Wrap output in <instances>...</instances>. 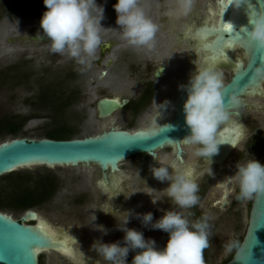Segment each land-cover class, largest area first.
Masks as SVG:
<instances>
[{
	"label": "rangeland",
	"instance_id": "1",
	"mask_svg": "<svg viewBox=\"0 0 264 264\" xmlns=\"http://www.w3.org/2000/svg\"><path fill=\"white\" fill-rule=\"evenodd\" d=\"M111 1L97 0L98 5L104 7L105 17L101 21L102 27L99 31L101 42L107 39H117L119 42L129 43L116 24L117 13L113 5L116 4L117 0H113L112 3ZM158 3L159 0H139V6L145 15L157 25L158 30L153 42L158 43L157 45L164 42V44L168 43L164 46L166 50H161V56L173 58L174 61L177 59L176 63L181 64V69L184 72L186 71V60L189 53L192 52L191 46L186 39H183L178 49L174 46L175 32L182 33L183 28L173 24L176 30L173 29L171 24L167 23V19L175 18L174 13H177V22L187 16L178 15V0H160ZM217 3L218 0H194L193 9L200 7L195 19L198 26L207 20H211L212 16L209 10H217ZM175 9L176 12L173 11ZM193 13L192 17L194 18ZM213 16L216 20V14ZM165 17L167 18L164 19ZM36 26L37 22L30 17L9 14L2 0H0V120L15 114L31 117L17 138H44L45 132L53 125L54 121L66 124L71 129L76 130L78 134L74 138L94 136L103 130H108L111 126L135 131L158 124L154 116L155 112L160 110L155 107L147 110L136 119L132 118L130 111L126 108L116 111L106 119L98 118L95 110L97 98L107 96L130 98L137 90L132 80L128 78L129 69L123 68L126 77L124 80L113 77L117 72H113V75L103 79H97L96 75L100 70L95 64L98 48L94 56L89 58L88 64L80 65L67 54H53L48 40H32V35L43 33L41 27L34 31ZM131 46L127 44L120 46L110 55L111 58L115 61L119 53L128 55L133 50ZM142 48L146 47H135L137 55L136 58H133L135 61L149 59L144 51L141 53ZM176 56L178 58H175ZM119 66L114 70L120 73L122 70H118L120 69ZM216 69L222 71L224 84L227 83L232 75L231 68ZM178 72L181 71L178 70ZM174 74L171 77V83L169 80L165 84L163 82L161 88L165 85V91L172 89V85L176 83L178 74L175 72ZM91 78L97 81L95 86L91 85ZM50 90L54 94L52 98L48 97L46 101L40 100V93ZM77 91L79 98H76L73 106L65 102V107L60 112L53 110V105H58L68 95L72 96L71 100H73L77 96ZM245 103L255 107L241 109L246 132L224 162L226 169L222 173V179L213 174L216 171L214 167L210 173H199L195 179L202 192L199 194L198 205L193 208L197 217L192 214V209H179L172 205L169 200L161 203L163 198L160 194L150 197L152 189L142 185V174L140 172L131 174L130 172L137 166L147 167L148 160L145 161L142 155L128 158L120 164V172L117 175L118 179H121L120 189L123 191V195H119V199L113 203L109 201L104 190L95 186L93 182L94 178L99 175L95 165L53 166L51 169L47 166L33 165L20 168L13 174L18 173L27 177H34L41 172H55L61 177H67L68 182L72 177H87L86 186L89 191L84 205H74L72 197L63 194L65 196L61 197L60 200H54L51 203L33 208L37 211L40 219L43 222L46 220L59 235L74 234L73 251L86 264H104L92 250V245L96 240H102L104 243L122 241L124 233L119 230V225L127 219L128 212L132 215L129 216L127 227L142 231L145 239L156 241L158 248L165 247L169 238L167 233L162 230L145 228L140 220L134 219L136 218V208L149 211L157 204H160L162 210L165 209L161 216L166 211L173 210L182 212L190 222L203 216L209 217V246L203 252L204 261L205 264H224L236 253L244 238L252 199L237 200L234 198L232 200V191L226 194L227 200L230 201L228 206L214 205L223 200V189L219 187V182H222L227 176L234 175L237 163H246L250 159H256L264 164V150L261 151L251 146L252 139L264 132V98L248 96L245 97ZM12 138L14 136H0V143ZM165 151V149L158 151L159 156H161L159 161L152 163L149 168L161 164L162 155ZM194 157H196L195 151L192 156L188 155L185 160H193ZM74 180L76 181V179ZM71 182V185L65 187L68 192H71L76 186L72 180ZM0 188L5 190L6 194L11 191L4 179H0ZM5 199H7L6 196L0 194V200ZM167 202L168 204H166ZM0 211L17 220L25 212L23 209L13 210L9 208H2ZM105 231L107 232L106 235ZM232 242H235L236 247L229 253L226 246ZM135 254V252L129 253L128 264H131ZM39 261L41 264H75L71 257L61 256L60 253L53 251L41 252Z\"/></svg>",
	"mask_w": 264,
	"mask_h": 264
},
{
	"label": "clouds",
	"instance_id": "2",
	"mask_svg": "<svg viewBox=\"0 0 264 264\" xmlns=\"http://www.w3.org/2000/svg\"><path fill=\"white\" fill-rule=\"evenodd\" d=\"M43 2L47 11L43 13L40 27L42 38H47L50 43L51 52L67 54L80 65L88 64L89 58L101 46L99 31L105 18L104 7L98 5L97 0ZM241 3L242 0L237 7ZM193 4L194 0H178V15L188 16ZM113 7L117 13L116 24L129 44L154 46L157 25L145 15L139 0H117ZM249 24L250 29L243 27L241 31L257 49L264 50V11L257 13L252 10ZM255 74L264 76V68L257 67ZM180 87L187 93L183 112L190 132L182 141L175 143L195 145V155L211 161V157L219 153L220 145L225 143L218 136L219 127L230 120L234 114L231 109H238L244 101L235 93L226 96L223 73L212 66L196 68L188 83ZM163 105L165 109L167 102ZM235 114L239 115L238 112ZM166 130H174V126L167 125ZM152 157L158 162V157ZM178 161V164L169 166H152L150 170L156 180L168 182L169 186L164 191L172 205L179 209H191L198 203L199 186L193 180V170L181 169L179 164L183 160L179 156ZM219 187L225 194L238 188L237 200H251L255 194L264 193V164L256 159L237 163L234 175L225 177L219 182ZM128 213L127 219L119 225V230L124 233L122 241L104 243L96 240L92 245V250L104 264H128L130 252L136 253L131 264H205L203 252L209 246V217L203 216L190 222L182 212L168 210L154 221L151 212L137 213L136 219L143 227L168 234L167 243L161 249L155 240L145 239L142 231L127 227L132 215ZM234 247L235 242L228 244L227 252L230 253Z\"/></svg>",
	"mask_w": 264,
	"mask_h": 264
},
{
	"label": "water",
	"instance_id": "3",
	"mask_svg": "<svg viewBox=\"0 0 264 264\" xmlns=\"http://www.w3.org/2000/svg\"><path fill=\"white\" fill-rule=\"evenodd\" d=\"M219 1L224 6L222 13L211 14L209 10L212 18L207 24L205 22L202 25L214 28L212 31L215 33H211L209 39L217 36L216 52L208 65L211 66L221 59H231L234 62L231 79L224 84L226 96L235 93L242 100L247 95L264 96V76L255 74L257 67L264 68V50L257 49L256 45L248 40L241 31L243 27L251 28L249 18L252 10L257 13L264 11V0H242L239 7H237V3L240 0ZM218 4L219 2L217 10ZM214 14L217 17L216 20H214ZM42 36L43 33L35 34L31 36V39L35 41L47 40ZM198 41L201 44L199 39ZM237 48L244 52L245 63L240 55L243 52L239 50V53ZM198 52L207 55L206 50L199 49ZM217 68L232 67L228 65V67ZM104 74L103 71L102 75ZM186 99L187 93L184 91L172 104L167 120L161 119L157 125L150 128L128 131L111 126L108 130H103L94 136L68 140L26 137L5 140L0 143V177L33 165L47 167L95 165L100 167L103 173L104 187L111 191L117 190L118 184L109 178L108 171L119 172L120 164L128 158L147 154L151 157L152 162H155L156 160L152 156L157 157V151L174 146L178 150V156L182 159L181 144L177 143L190 132L185 124L183 112ZM127 102V99L115 96L112 98L103 97L96 104L97 116L106 119L122 109ZM246 106L247 104L243 103L238 109ZM238 109H231L233 115H236ZM236 116L239 117V115ZM167 125H173L174 130H166ZM240 128V125H226L219 131L218 136L225 143L220 145L219 153L211 157L212 162L222 165L230 152L237 147L243 137ZM129 138H137V140L134 143H127ZM120 183L121 179H119V188ZM226 204L227 201H224L222 206ZM28 219H37V214L27 210L21 219L17 220L0 211V264H39V255L44 251H53L60 253L61 256L71 257L75 264H86L73 252L74 234L61 235L73 237L68 244V239L59 237L56 230L46 220L44 223L52 230L53 235L44 241L43 247L34 250L31 258H25L23 250L27 246L29 238L42 231L39 226L43 223L39 225L26 224ZM262 220H264V193L253 196L244 238L233 258L226 264H264V222H261ZM7 251L12 253V256L6 260L4 256Z\"/></svg>",
	"mask_w": 264,
	"mask_h": 264
},
{
	"label": "flooded vegetation",
	"instance_id": "4",
	"mask_svg": "<svg viewBox=\"0 0 264 264\" xmlns=\"http://www.w3.org/2000/svg\"><path fill=\"white\" fill-rule=\"evenodd\" d=\"M161 1H163V0H161ZM112 2H113V0L111 1V3ZM159 3H160V0H159ZM194 10H196V11H194ZM173 11L176 12V9ZM199 11H200V7H196L195 9L192 10V12L186 18L180 19V21H178V22L176 20V17H177L176 14L177 13L173 14V16H175V18H168L167 19V21H168L167 23L169 25L171 24L173 29L176 30V27L174 26L175 24L179 25L180 28H183L182 33L178 34L177 32H175V38H174L175 44H174V46L177 47V49H178L181 46L183 39H186L187 42L189 43V45L191 46L190 49L192 52L189 53V55H188V58L186 60V71H184V72H183V69H181L182 68L181 64L178 65V63H176L177 59L174 61L173 58L161 56V50L162 49L166 50L164 48V46L168 45V43L164 44L165 42L164 43L161 42L162 44L157 45L158 43L153 42L154 46L151 48H149L148 46H134V45H132L131 47L133 50L128 55L119 53L118 58L114 61L110 55L114 51H116L120 46H124L126 44L131 45V44L119 42L117 39H107L106 41L101 42V46L98 47V57L95 61L96 66L99 67V69H100L96 75V78L98 77L97 79H103L106 76L113 75V72H117L116 74H114L113 77H115L118 80H121V79L124 80L126 77H125V74L123 73V70H124L123 68L125 67V69H127V68L129 69L130 72L128 74V78L132 80L133 85L135 86V89H137V90L134 92L132 97L123 98V99L128 100L127 104L123 108H126L130 111L133 119L140 117L147 110L155 107V108H158V110H160V111L162 110V111L161 112L156 111L154 119L157 120L158 123H159V120H161V119L167 120L168 114H170L169 112H170L172 104L184 92L180 86L186 85L188 83V80H189L191 73L196 71V68L199 69V68H204V67L209 66L208 65L209 55H204V53L198 52L199 46L202 44V42H201V44H199L198 38L190 35L192 32H195L198 29H201L199 27H201L205 23V22H203L201 25H199V26L197 25L195 19L197 17V13ZM212 11L213 10L210 9V12H212ZM216 11L217 10H215V12ZM192 13L194 14L193 15L194 18L192 17ZM166 18L167 17H165L164 19H166ZM206 22H208V20ZM158 46H160V47H158ZM135 47L136 48L137 47H146V48H142L141 53H143V51H144V54H146L147 58H149V59H146L144 61H142V60H136L135 61L133 59V58H136V56H137ZM239 50L242 51L241 49H238V52H239ZM240 55H241L242 61L245 63L246 57L244 55V52L242 54L240 53ZM175 58H178V56H176ZM219 61L215 62L211 66L216 69L217 67H225V66L228 67V65H229L232 67L231 71L233 74L234 62L231 59H221ZM118 65H120L119 66L120 69H118V70H122V71H120V73L117 70H114ZM162 68H163V71H160V69L162 70ZM178 70L181 72L179 73ZM103 71L105 72V74L103 76H101ZM174 72L176 74H178L176 77V83L174 85H172V89L170 88L168 91H165V85L162 88H161V86H162L163 82L165 84V82L168 80L170 81V83L172 82L171 77L173 76ZM230 79H231V77H230ZM230 79H229V81H230ZM90 81H91L90 83L92 86L96 85L97 81L95 79L91 78ZM81 91L83 92V89ZM248 96H259V97L264 98V96H260V95H247L245 97H248ZM107 97L112 98L114 96H107ZM245 97L243 98L244 103H245ZM101 98H103V97L96 99L95 110H96L97 101ZM166 102H167V107L165 109H163L164 108L163 104H165ZM245 104H247L246 107L238 109L239 117H237L236 115H232V117L230 118V120L227 123H224L219 127L218 133L226 125H229V126L240 125L241 132L243 133V135L245 134L246 131H245V125L242 121L243 120V114L241 113V109H244V108L248 109V108H251V106L255 107L254 105H251L249 103H245ZM252 143H253V145H252ZM252 143H251V146H253L254 148H258V145H260V147H261V144L264 143V132L260 133V135H257L255 138H253ZM196 148H197V146H195V145L181 144V149H182L181 157H182L183 163L179 164V167L181 169L191 168L193 170V180L194 181L199 176V173H204V174L210 173L212 167H214L216 170V171H214L213 174L217 175V177L222 179V173L226 169V166H224V162L228 159V157L230 156L231 152L234 149L230 152L229 156L222 163V165H219L215 162L208 160L207 158L198 157V156L194 157L193 160H185L186 157H188V155L192 156V154L196 150ZM164 149L166 151L162 155L161 165L169 166V165H173V164H178L179 161H178V150H177V148L174 146H168V147H165L161 150H164ZM161 150H159V151H161ZM157 154H158V151H157ZM140 155L144 156L145 161H146V159L148 160L147 161V167L142 166V168H141L140 166H137L135 169L130 170L131 174L136 173V172L137 173L140 172L142 174L141 175L142 185H144L145 188L152 189V191L150 192V197H153L154 195L156 196L157 194H160L163 198V199H161V203H163L164 201H167L168 198L166 197V193H165L164 189H166L169 186L168 182L161 183L160 181L156 180L153 177L152 172L149 168L152 165V163H155V162L157 163V161L152 162L151 157L147 154H140ZM133 157H135V156H133ZM157 157H158V161H159L161 156H159V154H158ZM48 168L51 169V167H48ZM97 168H98V174L99 175H98V177L94 178L93 182H94L95 186L104 190L109 201H111L113 203L114 201L119 199V195H123V191L119 188V179H118V175H117V174H119L120 171L115 172V173H112L110 170L108 171L109 178L118 184L117 190L111 191V189H106L104 187L105 183L103 180V173H102L100 167L97 166ZM169 171L171 172L172 169L169 168ZM26 178H29V180L27 181ZM86 178H87L86 176L72 177L71 180L75 183L74 185H76V186L74 187V189L71 192H68V191H66L67 188H65V187H68L69 185H71L72 182H71V180L68 182L67 177H61L60 175H57L55 172H41L39 175H36L34 177H27L26 176L25 177L26 183H24L23 189L24 190L26 189L28 191L27 193L31 197V201H33L35 203L36 206L33 208H36L39 205L51 203L54 200H60L61 197L65 196L63 194L71 196L72 199L74 200L73 201L74 205L82 206L87 201L86 196H87V193L89 191L87 189V186H86ZM74 179H76V181ZM67 182H68V184H67ZM89 188H90V186H89ZM238 191H239L238 188L233 191V199L232 200H234V198H236ZM200 193H202V192L199 189V191L197 193L198 197L200 196L199 195ZM222 193H223V200L218 201V202L215 201L216 203L214 205L220 204L219 206H222L223 202L227 201V204L223 205L224 207H226L230 204V201L227 200L228 196L224 193V191ZM157 203H159V202H157ZM166 204H168V202ZM197 205H198V203H197ZM138 207H140V206H138ZM33 208L26 209L25 212L27 210L34 211L37 214V219H35V220H29L28 219L26 221V224H31V225L38 224L39 225L43 221L40 219L37 211L34 210ZM193 208H191L192 214L195 217H197L196 212L195 213L193 212ZM136 210H137L136 214L137 213L143 214L145 212L153 213V217H154V221H155V220H158L159 218L162 217L161 214L164 212L165 209L162 210L160 204H157V205L153 206L149 211L143 210V208H140V209L136 208ZM25 212H24V214H25ZM136 214H135V217H136ZM134 219H136V218H134ZM136 220H138V219H136ZM58 236L61 237L62 239H68V244H70V241L73 238L70 236H68V237H64L61 235H58Z\"/></svg>",
	"mask_w": 264,
	"mask_h": 264
},
{
	"label": "trees",
	"instance_id": "5",
	"mask_svg": "<svg viewBox=\"0 0 264 264\" xmlns=\"http://www.w3.org/2000/svg\"><path fill=\"white\" fill-rule=\"evenodd\" d=\"M2 2L9 14L30 17L34 19L37 22V26L35 27L34 31L40 27V20L43 16V13L47 11L43 0H2ZM78 94L79 93L77 91V96L74 97L73 100H71L72 96L68 95V97H65L62 102L58 103V105L52 104L53 110L60 112L62 108L65 107L66 103L73 106V104H75L74 102L76 101V98H79ZM53 95L54 94H52L51 90L49 92L42 91L39 95V98L42 101H46L48 97L52 98ZM30 118V116L18 114L8 118H2L0 120V136L5 137L10 135L14 136V138H17V136L22 133L24 125ZM77 134L78 132L76 130L71 129L66 124L54 121L53 125L45 132L44 138L68 140L73 139ZM258 148L261 151L264 150V143L261 144V147L258 145ZM25 177L26 176L23 174H13V172L0 177V179H4V181L7 182V185L11 188V191L8 194H6L5 190L0 188V194L5 195L7 198L5 200H0V209L9 208L13 210H26L36 206L35 203L31 201V197L27 193L28 191L23 189L24 183H26L25 180H29V178L25 179ZM231 259H229L226 263H228ZM39 264H41L40 261Z\"/></svg>",
	"mask_w": 264,
	"mask_h": 264
},
{
	"label": "snow or ice",
	"instance_id": "6",
	"mask_svg": "<svg viewBox=\"0 0 264 264\" xmlns=\"http://www.w3.org/2000/svg\"><path fill=\"white\" fill-rule=\"evenodd\" d=\"M229 30H230V28H229ZM136 140H137V138H129L127 143H134V142H136ZM9 167H10V165H9ZM261 222H264V220H262ZM261 222L259 223V226H260ZM39 228L42 231H40L38 234L31 235V237L29 238L27 246L23 250V255L25 258H31L34 250H36L37 248L43 247L44 241L48 237H51L53 235L52 230L50 228H48L45 224L42 223L39 226ZM10 256H12V253L7 251L5 253L4 259L7 260V259H9Z\"/></svg>",
	"mask_w": 264,
	"mask_h": 264
},
{
	"label": "bare ground",
	"instance_id": "7",
	"mask_svg": "<svg viewBox=\"0 0 264 264\" xmlns=\"http://www.w3.org/2000/svg\"><path fill=\"white\" fill-rule=\"evenodd\" d=\"M219 4H218V10L216 12H220V14L222 13V10L224 8V6H222L221 2L218 0ZM224 2H227V0H224ZM215 12V11H214ZM213 11L211 12L212 14L214 13ZM207 24V22H206ZM212 29H214L212 26L207 27V26H203L201 27V29H198L195 32H192L191 35L197 37L202 44L199 46V49H203L207 51V55H209V59H208V63L210 62V60L212 59L213 55L216 52V37H212L211 39H209V35L211 33H215L212 31ZM103 76V75H101ZM98 78V77H97Z\"/></svg>",
	"mask_w": 264,
	"mask_h": 264
}]
</instances>
